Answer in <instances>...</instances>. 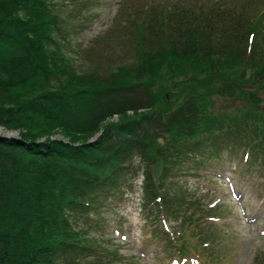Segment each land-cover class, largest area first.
Here are the masks:
<instances>
[{"label":"trees","instance_id":"obj_1","mask_svg":"<svg viewBox=\"0 0 264 264\" xmlns=\"http://www.w3.org/2000/svg\"><path fill=\"white\" fill-rule=\"evenodd\" d=\"M216 7L190 9L177 24L157 12L136 28L134 64L99 77L78 74L64 56L52 0H0V129L18 132L0 134V264H109L74 226L100 192L116 194L141 172L144 206L159 198L155 207L174 218L185 197L165 185L175 187L169 180L188 153L214 157L234 143L254 151L253 163L264 155L262 49L246 59L239 17ZM259 20L243 21L252 30ZM130 90H141L147 107ZM216 97L258 103L215 112ZM193 218L184 208L180 228Z\"/></svg>","mask_w":264,"mask_h":264},{"label":"rangeland","instance_id":"obj_2","mask_svg":"<svg viewBox=\"0 0 264 264\" xmlns=\"http://www.w3.org/2000/svg\"><path fill=\"white\" fill-rule=\"evenodd\" d=\"M52 1L56 4L53 13L58 19V29H54L53 36L63 45L64 56L72 60L73 67L81 75L94 73L107 77L119 67L133 65L137 53L135 43L140 37L136 28L149 25L157 12L162 10L164 19L171 14L177 24L176 19H180L182 13L210 4H215L218 9H232L239 17L241 28L237 29L238 35L235 36L240 42L238 48L247 49V54L250 52L248 58L252 57L254 46L262 49L257 51V58L264 57V0ZM243 7L246 10L242 12ZM249 14L260 19L252 30L248 25L250 20L243 21ZM231 21L228 25L236 24L233 17ZM223 23L225 21L220 24ZM250 32L254 34L252 42L247 41ZM247 89L255 93L253 85L249 84ZM126 96L133 97L132 102L142 107L145 103L146 107L148 105L141 90H130ZM256 98L263 100L257 108L264 112V91L256 94ZM214 100L213 110H223V113H235L238 108H247L251 102L258 103L255 98L248 103L236 97H216ZM113 119L115 121L116 116ZM257 123L264 129L262 121ZM0 134L14 137L18 132L0 129ZM233 145L231 150L224 147L215 159L200 163L196 170L188 166L176 169L174 177L169 180L175 183V187L165 185L169 195L185 197L184 207L194 214L196 220L190 222L191 225L180 228L179 222L170 220L155 205L144 206L140 172L137 179L116 194L100 192L87 217H76L75 228L86 232L85 238L109 255V264H169L173 259H180L177 249L181 242L188 247L185 264H195V256H198V264H264V155L253 163V150ZM179 212L181 214L180 209ZM207 213L212 217L205 218ZM159 230L166 235H161ZM200 230L207 241H201ZM173 233L180 242L175 237L173 240ZM97 255L99 252H95L90 261Z\"/></svg>","mask_w":264,"mask_h":264}]
</instances>
